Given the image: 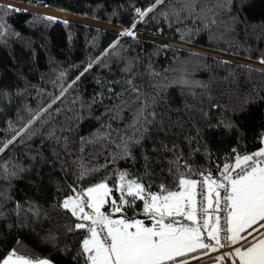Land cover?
Listing matches in <instances>:
<instances>
[{"label":"trees","instance_id":"trees-1","mask_svg":"<svg viewBox=\"0 0 264 264\" xmlns=\"http://www.w3.org/2000/svg\"><path fill=\"white\" fill-rule=\"evenodd\" d=\"M154 2H14L126 29L135 23L138 37L0 7V264L13 251L87 264V231L62 207L67 197L106 182L120 202L122 173L147 192L161 184L176 191L181 174L219 177L237 154L263 148L264 68L235 60H264V0H164L140 21L136 9ZM151 33L235 60L161 45ZM125 199L118 216L150 220L143 201Z\"/></svg>","mask_w":264,"mask_h":264},{"label":"snow or ice","instance_id":"snow-or-ice-1","mask_svg":"<svg viewBox=\"0 0 264 264\" xmlns=\"http://www.w3.org/2000/svg\"><path fill=\"white\" fill-rule=\"evenodd\" d=\"M163 2L155 0L145 10L137 8L140 21ZM186 6L192 8L193 4L189 2ZM0 7L21 11L12 5ZM132 27L135 28L136 24L133 23ZM120 35L134 36V33L125 30ZM91 67L90 64L88 68ZM133 90L138 92L137 89ZM143 115L141 110L133 123ZM129 140L122 144L126 155H130ZM133 142L139 143V140ZM6 147L7 144L4 145ZM4 148H0V152ZM85 174L86 171L81 175ZM200 176L202 180L197 181L181 174L179 190H169L161 184L160 191L155 193L147 192L142 183L126 181V174L122 173L118 184L121 192L119 204L115 199L109 200L112 188L106 182L67 197L62 207L81 221L75 224V229L89 233L81 249L87 264H188L184 258L190 254L202 252L209 255L225 247L232 250L217 255L215 264H225L226 261H230V264H264V148L250 155L237 154L234 163L223 166L219 177H213L211 173H200ZM198 184L205 186L200 192L196 190ZM198 195L201 197L199 201ZM125 196L131 197L132 202L143 201V213L152 221L150 226L143 220L128 219L123 215L113 219L112 214L122 213L124 206L130 204ZM205 200L206 207L203 203ZM109 203L112 214L102 211L104 205ZM221 213L225 214L223 225ZM192 259L199 257L192 255ZM3 264L34 262L17 256L13 251ZM35 264L49 262L41 260Z\"/></svg>","mask_w":264,"mask_h":264},{"label":"rangeland","instance_id":"rangeland-1","mask_svg":"<svg viewBox=\"0 0 264 264\" xmlns=\"http://www.w3.org/2000/svg\"><path fill=\"white\" fill-rule=\"evenodd\" d=\"M15 1L16 0H0V2H2V3H6V4H9V5L15 6V7H21V8H26V9H36L41 14H43L45 16H48V17H52L53 19H56V20H69V19H71V20H81V21H83L85 23H89V24H93V25H96V26H99V27H103V28L114 30V31H116L117 33H120V34L122 32H124L125 30H128V29H126L124 27H118V26H114V25H111V24L99 22V21H96V20H91V19L79 17V16H76V15H73V14H67V13H64V12H61V11H57V10H54V9H50V8L49 9L54 11V12H49V10H47L46 7H40V6L31 5V4L23 5V6L22 5H16L14 3ZM74 16H76V17H74ZM131 31H133L134 36L138 37L140 35L139 32L134 30V29H132ZM142 34H145V33H142ZM152 38H153L154 41H158V42L164 43L166 45L177 46V47H181V48H189V49L198 50V51H202V52L208 51V52H205V53L217 55L219 57H224V58H232L233 57V56H229V55L227 56L226 54L218 53V52H215V51H212V50L199 49V48L190 46L188 44L176 42V41H173V40L171 41L170 39H167V38H161V37H157V36L152 37ZM251 64H256L255 66H257L259 68H262V69L264 68V66H263L264 64L259 63V62H253ZM263 148H264V146H263ZM75 195H77V193H75ZM112 199H115L117 201V204H119V201L117 200V197L114 194L111 193V195L109 197V200H112ZM86 211H90V210L86 209Z\"/></svg>","mask_w":264,"mask_h":264},{"label":"built area","instance_id":"built-area-1","mask_svg":"<svg viewBox=\"0 0 264 264\" xmlns=\"http://www.w3.org/2000/svg\"><path fill=\"white\" fill-rule=\"evenodd\" d=\"M193 180H197V181H200V180H202V177L200 176V174L199 175H197ZM202 188H205V186H202V185H197V192H200L201 191V189ZM206 190V189H205ZM201 199V197L198 195L197 196V200L199 201ZM204 206L206 207L207 206V201L205 200L204 202ZM198 207H199V205H198ZM213 215H215V214H213ZM221 215V217H222V219H221V224L223 225L224 223H225V221H224V213H221L220 214ZM88 235H89V233L87 232V235H86V238L88 237ZM232 249L231 248H228V247H225V248H222V249H220L218 252H212V253H210L209 255H201L200 257H199V259H193V260H191L190 261V264L191 263H194V262H197V261H201V260H205V259H209V258H213V257H216L217 255H221V254H223V253H227V252H230ZM189 264V263H188Z\"/></svg>","mask_w":264,"mask_h":264},{"label":"crops","instance_id":"crops-1","mask_svg":"<svg viewBox=\"0 0 264 264\" xmlns=\"http://www.w3.org/2000/svg\"><path fill=\"white\" fill-rule=\"evenodd\" d=\"M106 205V204H105ZM105 205H104V207H103V209H102V211H104V212H106V213H108L107 211H106V209H105ZM110 214V213H109ZM112 214V213H111ZM118 213H115V214H112L113 215V219H116V218H119L120 216H118L117 215ZM133 219V218H132ZM134 219H140V220H143L144 221V223L146 224V225H151V223H152V221L151 220H144V219H142V218H134ZM178 219H181L182 220V218H178ZM182 222H184V223H188L187 221H183L182 220ZM263 231V230H262ZM191 255V254H190ZM201 255H203V254H201ZM201 255H199V256H201ZM198 256V257H199ZM13 259H15V257H13ZM27 259V258H26ZM28 260H30V259H28ZM41 260H47V259H41ZM41 260H30V261H32V262H34V264H35V262H37V261H41ZM188 260V263L190 264V261L191 260H193L192 258H188L187 259ZM48 262H49V264H53L51 261H49V260H47ZM2 264H3V262H2ZM205 264H215V261H210V262H208V263H205Z\"/></svg>","mask_w":264,"mask_h":264},{"label":"water","instance_id":"water-1","mask_svg":"<svg viewBox=\"0 0 264 264\" xmlns=\"http://www.w3.org/2000/svg\"><path fill=\"white\" fill-rule=\"evenodd\" d=\"M17 1H21V0H17ZM23 2H25V1H23ZM27 3H30V2H27ZM33 4V3H32ZM36 5H38V4H36ZM42 6V5H41ZM48 7V6H47ZM128 30H132V29H134V28H127ZM147 33H149V32H147ZM152 34V33H151ZM152 35H155V36H157V37H161V38H166V37H163V36H161V35H156V34H152ZM137 38V37H136ZM168 39V38H167ZM145 40H148V39H145ZM149 41H152V42H155V43H158V44H161V45H163L164 43H160V42H158V41H153V40H149ZM164 45H166V44H164ZM195 47V46H194ZM199 48V47H198ZM197 52H199V51H197ZM206 54H208V53H206ZM213 56V55H212ZM221 58H224V57H221ZM225 59H229V60H235V59H232V58H225ZM235 61H238V62H242V63H245V64H248V65H251V66H254L253 64H251V63H253V62H250V61H247V62H245V61H240V60H235ZM256 67V66H255ZM264 70V69H263ZM144 216L145 217H147L145 214H144ZM148 218V217H147Z\"/></svg>","mask_w":264,"mask_h":264}]
</instances>
